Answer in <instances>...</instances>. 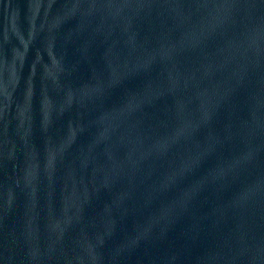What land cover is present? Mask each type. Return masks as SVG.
<instances>
[{
	"label": "clouds",
	"instance_id": "9594fccd",
	"mask_svg": "<svg viewBox=\"0 0 264 264\" xmlns=\"http://www.w3.org/2000/svg\"><path fill=\"white\" fill-rule=\"evenodd\" d=\"M0 27V264H120L184 221L149 264H264V0H0Z\"/></svg>",
	"mask_w": 264,
	"mask_h": 264
},
{
	"label": "water",
	"instance_id": "95a60500",
	"mask_svg": "<svg viewBox=\"0 0 264 264\" xmlns=\"http://www.w3.org/2000/svg\"><path fill=\"white\" fill-rule=\"evenodd\" d=\"M24 7L23 3L21 5ZM68 27V26H66ZM3 42V32H2V27H0V43ZM100 51H97V59L99 58ZM27 66L25 67V75H27ZM89 75L88 69L85 66L82 68L81 73L78 76V79L84 80L87 79ZM138 81H131L129 82V87H136L138 85ZM118 95V94H117ZM86 139V138H85ZM35 142L39 146L42 141L39 136V133L36 134L34 137ZM111 194L108 192H103L100 194V196L93 202V204L87 209V215L88 216H96L98 215L102 208L103 205L110 200ZM138 217L135 216H129L121 222L118 225L117 232L115 236L107 242L105 246V255H109L111 250L117 246L123 239L124 237L131 233L134 227V224ZM187 221L181 222L175 226V228L169 233V236L166 240L157 242L155 245L151 243H146L141 245V247L137 248L134 250L132 253L126 255L121 259L120 264H149L150 259L157 255L162 249L173 246V245H179L182 242L181 239V234L186 226Z\"/></svg>",
	"mask_w": 264,
	"mask_h": 264
}]
</instances>
